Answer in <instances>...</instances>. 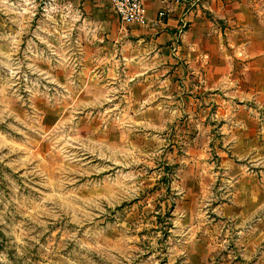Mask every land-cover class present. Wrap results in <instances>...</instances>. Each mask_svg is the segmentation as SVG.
Returning <instances> with one entry per match:
<instances>
[{
	"label": "rangeland",
	"instance_id": "obj_1",
	"mask_svg": "<svg viewBox=\"0 0 264 264\" xmlns=\"http://www.w3.org/2000/svg\"><path fill=\"white\" fill-rule=\"evenodd\" d=\"M79 15L0 0V264H253L211 219L224 145L182 68H108Z\"/></svg>",
	"mask_w": 264,
	"mask_h": 264
},
{
	"label": "crops",
	"instance_id": "obj_2",
	"mask_svg": "<svg viewBox=\"0 0 264 264\" xmlns=\"http://www.w3.org/2000/svg\"><path fill=\"white\" fill-rule=\"evenodd\" d=\"M46 1L97 27L101 54L114 60L108 68H182V87L195 98L194 112L185 110L183 118L197 122L184 131L219 134L224 145L217 149L224 189L213 198L211 219L232 226L236 258L264 264V29L258 21L264 2L203 0L188 14V27L172 50L181 10L174 0H144L149 19L161 8L170 12L156 27L121 21L111 0ZM201 89L217 91L197 97ZM193 247L197 257L200 248Z\"/></svg>",
	"mask_w": 264,
	"mask_h": 264
},
{
	"label": "built area",
	"instance_id": "obj_3",
	"mask_svg": "<svg viewBox=\"0 0 264 264\" xmlns=\"http://www.w3.org/2000/svg\"><path fill=\"white\" fill-rule=\"evenodd\" d=\"M181 5V10L177 16V26L172 50H176L178 40L188 27V14L203 0H174ZM111 7L115 15L123 22L133 24H150L157 26L163 24L168 19L170 12L168 9L161 8L157 11L154 18L149 19L146 15L144 0H111Z\"/></svg>",
	"mask_w": 264,
	"mask_h": 264
}]
</instances>
